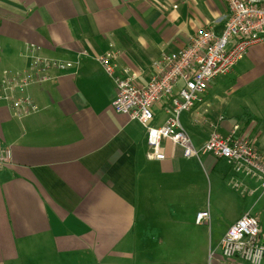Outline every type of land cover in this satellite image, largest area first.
I'll use <instances>...</instances> for the list:
<instances>
[{"label": "crops", "instance_id": "0c3cea01", "mask_svg": "<svg viewBox=\"0 0 264 264\" xmlns=\"http://www.w3.org/2000/svg\"><path fill=\"white\" fill-rule=\"evenodd\" d=\"M227 15L224 0H0V82L6 70L30 72L31 54L74 63L25 87L35 112L19 115L0 99V144L12 149L0 167V264H249L220 248L246 212L228 220L215 248L209 226L219 219L206 185L218 170L244 194L257 187L224 159L186 157L171 141L165 159H149L147 130L113 109L117 86L100 60L111 53L117 74L129 69L144 85L163 54L200 29L221 34ZM235 69L181 115L198 148L211 123L225 135L236 125L247 134L249 124L224 110L222 88L236 82ZM167 109L154 106L156 126ZM203 210L216 224L196 222Z\"/></svg>", "mask_w": 264, "mask_h": 264}, {"label": "built area", "instance_id": "2783aa9c", "mask_svg": "<svg viewBox=\"0 0 264 264\" xmlns=\"http://www.w3.org/2000/svg\"><path fill=\"white\" fill-rule=\"evenodd\" d=\"M224 1L228 15L223 32L216 34L209 28L198 30L186 46L156 60V74L144 85L136 82L135 74L129 69H125L122 75L117 74L111 53L100 60L117 86L113 109L139 121L147 130L149 159L166 158V141L180 146L186 157L200 158L211 154L224 159L235 173L258 182L259 188L263 189L260 197L264 198V153L238 125L225 135L218 130V125L211 123L210 137L198 148L181 122V115L202 101V94L211 82L224 79L252 46L264 40V0ZM30 66V72L6 70L0 82V99L11 102L19 115L18 110L25 114L39 110L29 96L21 94L26 86L48 79L52 70L71 69L74 63L31 54ZM161 103L168 104L166 111L170 113L163 124L156 126L151 124L155 120L154 106ZM11 162V147L0 144V167ZM235 185L240 186L237 182ZM195 217L198 224H210L212 219L210 210L200 211ZM260 234L258 219L246 212L221 238L223 256L239 257L249 264H262L264 240Z\"/></svg>", "mask_w": 264, "mask_h": 264}, {"label": "rangeland", "instance_id": "374dc122", "mask_svg": "<svg viewBox=\"0 0 264 264\" xmlns=\"http://www.w3.org/2000/svg\"><path fill=\"white\" fill-rule=\"evenodd\" d=\"M262 45H264V43ZM259 47L260 46H257V48L251 47L245 56L235 65L234 77H236V82H230V86L233 88L231 90L234 91L230 93V86H226L227 88H222V93L227 100L224 106L225 113L228 115L230 114L229 116H234V118L238 114L242 116H238L237 118L241 119L245 125L249 124L247 125L249 127L245 129L246 135L252 140L254 139L258 144V148L264 153V48L259 49ZM258 49L259 51L256 53L255 51ZM246 79L248 81V83H246L247 85H245L246 87L240 90L242 87L240 83L245 82ZM219 87L221 86H218L217 89L214 90L218 91L220 89ZM228 103H230V105H228ZM244 109H247L248 114H244ZM249 111L255 113L252 119L253 123L248 120L250 118ZM151 124L156 125L158 122L153 121ZM190 134L192 133L190 132ZM231 180L230 175H222L216 170V173L208 179L206 185L207 200L209 199V201H211L214 213L219 219L218 226H209V228L214 229L213 242L215 248L217 247L218 232L223 230L228 220L247 212L253 207V213L261 224V235L264 237V198H259L263 189L259 188L258 182L250 179V183L247 184V186L250 189L258 187L256 189L257 192L252 195L249 193L244 194L242 188L237 187L235 181L231 182ZM244 195H248L246 196L247 198H245ZM204 198V195L201 197L199 196V205ZM211 223L216 224V219L212 218ZM219 228L221 229L219 230Z\"/></svg>", "mask_w": 264, "mask_h": 264}, {"label": "trees", "instance_id": "16d2710c", "mask_svg": "<svg viewBox=\"0 0 264 264\" xmlns=\"http://www.w3.org/2000/svg\"><path fill=\"white\" fill-rule=\"evenodd\" d=\"M249 112H250V114H249L250 115V118L248 120H251L252 121V119H253V117L255 115H254V113H252V111H249ZM246 113L248 114L247 110L244 111V114H246ZM240 117H242V116H240ZM239 120H241V119H239Z\"/></svg>", "mask_w": 264, "mask_h": 264}]
</instances>
